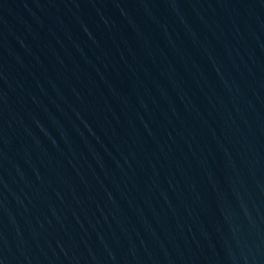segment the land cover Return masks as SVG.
<instances>
[{"label": "water", "instance_id": "water-1", "mask_svg": "<svg viewBox=\"0 0 264 264\" xmlns=\"http://www.w3.org/2000/svg\"><path fill=\"white\" fill-rule=\"evenodd\" d=\"M0 264H264V0H0Z\"/></svg>", "mask_w": 264, "mask_h": 264}]
</instances>
